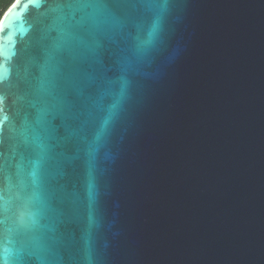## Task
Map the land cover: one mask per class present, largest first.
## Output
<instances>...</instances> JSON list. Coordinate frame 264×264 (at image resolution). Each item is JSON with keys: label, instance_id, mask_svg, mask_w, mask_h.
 I'll return each instance as SVG.
<instances>
[{"label": "water", "instance_id": "obj_1", "mask_svg": "<svg viewBox=\"0 0 264 264\" xmlns=\"http://www.w3.org/2000/svg\"><path fill=\"white\" fill-rule=\"evenodd\" d=\"M137 7L138 19L151 16ZM56 9L15 0L0 20L13 85L3 162L27 195L41 113L51 126L34 210L53 253L23 259L264 264V0H171L153 62L106 127L109 89L97 88L93 68L71 84L69 99L86 104L75 119L40 102L45 74L64 71L49 56Z\"/></svg>", "mask_w": 264, "mask_h": 264}, {"label": "snow or ice", "instance_id": "obj_2", "mask_svg": "<svg viewBox=\"0 0 264 264\" xmlns=\"http://www.w3.org/2000/svg\"><path fill=\"white\" fill-rule=\"evenodd\" d=\"M41 2L30 0L37 7L41 6ZM54 2L59 15L54 21L53 30L57 36L49 56L55 64L63 65L64 71L54 68L51 73L45 74L39 88L43 93L40 102L46 106L49 115L55 113L63 120L75 119L78 108L86 107V104L69 99L71 84L82 79L88 68H93L97 73V88L109 89L107 95L111 102L102 118L103 126L106 127L132 98L137 87L136 77L142 67L153 62L158 45L164 38L166 8L171 0ZM137 6H147L151 16L138 19L140 9ZM6 22L7 17L0 24V32H3ZM10 81L11 69L0 63V264H29L23 259L24 256H46L53 253L52 240L42 231V213L34 210L38 204L43 203L39 195L43 187L41 163L48 151L45 138L50 134L51 126L43 118L44 113H41L40 128L34 130L33 134V142L39 150L38 158L31 162L32 170L28 173L33 192L27 195L13 184L11 175L5 172L3 162L6 142L4 126L10 121L5 101L8 91L13 87ZM9 132H15L14 126L10 125ZM99 138L98 135L97 140ZM88 188L91 200L94 188L91 172ZM91 222L90 215L89 227ZM39 264L63 262L39 259Z\"/></svg>", "mask_w": 264, "mask_h": 264}, {"label": "flooded vegetation", "instance_id": "obj_3", "mask_svg": "<svg viewBox=\"0 0 264 264\" xmlns=\"http://www.w3.org/2000/svg\"><path fill=\"white\" fill-rule=\"evenodd\" d=\"M15 0H0V20Z\"/></svg>", "mask_w": 264, "mask_h": 264}]
</instances>
